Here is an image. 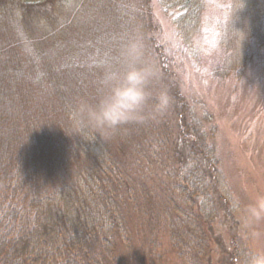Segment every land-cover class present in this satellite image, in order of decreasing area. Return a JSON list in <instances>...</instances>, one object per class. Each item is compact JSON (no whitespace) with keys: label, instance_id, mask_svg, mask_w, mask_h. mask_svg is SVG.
<instances>
[{"label":"trees","instance_id":"1","mask_svg":"<svg viewBox=\"0 0 264 264\" xmlns=\"http://www.w3.org/2000/svg\"><path fill=\"white\" fill-rule=\"evenodd\" d=\"M156 1L192 48L207 0ZM151 2L0 0V264H132L158 240L180 264H211L216 224L230 263L256 252L240 233L217 126L182 91ZM222 18L214 70L239 78L251 43L264 42V1L228 0ZM131 35L158 70L151 89L172 98L168 112L114 133L77 130L72 112L95 102Z\"/></svg>","mask_w":264,"mask_h":264},{"label":"rangeland","instance_id":"2","mask_svg":"<svg viewBox=\"0 0 264 264\" xmlns=\"http://www.w3.org/2000/svg\"><path fill=\"white\" fill-rule=\"evenodd\" d=\"M227 1L207 0L201 31L192 48L182 46L176 38L169 12L156 0L151 6L157 34L174 61L182 91L195 102L198 112L208 113L217 126L221 166L243 207L264 196V42L251 43L250 56L239 78L215 73L214 67L223 55L218 26ZM213 48L218 52L209 55ZM238 217L240 233L251 238L255 251L264 252V220L245 228L240 213ZM214 234L210 263L232 264L227 260L224 227L216 224ZM167 243L158 240L159 247L151 258L135 252L132 264H180Z\"/></svg>","mask_w":264,"mask_h":264},{"label":"clouds","instance_id":"3","mask_svg":"<svg viewBox=\"0 0 264 264\" xmlns=\"http://www.w3.org/2000/svg\"><path fill=\"white\" fill-rule=\"evenodd\" d=\"M233 35L241 49L246 33L235 28ZM215 52H218V48L211 49L208 54ZM158 78V70L146 58L140 38L129 36L115 63L109 65L98 80L95 102H81L72 112L74 127L77 130L86 127L106 134L129 124H143L164 116L172 104V98L166 88L153 92L150 85ZM236 211L241 215L242 226L251 227L264 220V196ZM246 264H264V252H253Z\"/></svg>","mask_w":264,"mask_h":264}]
</instances>
